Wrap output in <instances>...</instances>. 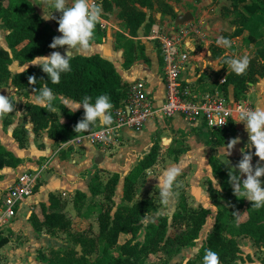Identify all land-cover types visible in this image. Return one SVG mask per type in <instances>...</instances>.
I'll return each instance as SVG.
<instances>
[{
    "label": "crops",
    "instance_id": "1",
    "mask_svg": "<svg viewBox=\"0 0 264 264\" xmlns=\"http://www.w3.org/2000/svg\"><path fill=\"white\" fill-rule=\"evenodd\" d=\"M34 7L42 17L37 8V2H35ZM168 17L172 16H167V20H169ZM100 20L107 23V28L102 30L100 21L98 22L97 30L102 33L98 41L93 40L91 46L83 51L82 54L72 56L99 55L103 59L108 60L114 65L128 88L137 81H144L149 96L155 103V107L160 108L165 99L166 88L164 84L165 63L159 50V43L150 40L148 35L142 33H137L135 36L128 33L122 28L123 20H121L118 14L101 15ZM45 22L59 33L52 19L50 22ZM173 28L174 25L170 26L166 24L163 31L172 32ZM117 35H123L128 41L133 43L134 52L129 63L126 62L127 57L124 44L122 45L123 48L115 45L117 43ZM188 48L189 42L185 46V49L188 50ZM5 50L9 51L8 45ZM57 51L62 52L64 48ZM206 54L210 56L205 58L203 57L204 52H202L199 56L191 59V62H189L182 74L183 84L190 87L197 94L204 95L217 90L225 97L234 100V86L232 84H225L233 72L230 69L227 70V66L222 65L223 63L220 58L223 55H220L218 52L210 54L209 51H206ZM256 78V82H248L249 88L245 97L248 98V102L253 108L257 106L264 108V79H261L258 75ZM10 85L12 84L10 83ZM60 98H63L68 104L72 105L71 111H75L74 101L65 97ZM64 106L66 107L65 104ZM77 111L84 110L81 107L75 112ZM60 121L61 123L67 122L64 117ZM238 121L239 119L231 121L227 129L215 131L213 134L204 125L193 124L181 116L164 118L159 115L149 120L141 132L125 131L122 135L123 145L110 152H105L99 147L88 144L75 148H61L63 142L51 139L48 129L35 134L31 118L32 127L31 129H27L29 132L28 141L22 147L14 137L18 124L14 126H2L0 123L1 146L5 151L11 153L19 160L16 166L0 168V208L5 193L14 185L21 174L27 171H35L42 165L46 166V170L42 174L34 195L22 202L17 209L15 219L7 227L0 229L3 236L9 239L8 244L0 250V263L39 264V250L66 249L68 241L63 232L49 234L45 228L39 232L35 224V219L38 224L44 223L45 214L50 211L51 207L50 196H58L65 206V211L72 216V232H86L93 228L94 223L90 224L92 223V217L97 222V214L91 213L90 208L85 211V206H83L85 202L87 203L93 199L91 194V181L93 178L98 176L100 179H103L104 175H118L119 182L116 187L114 201L119 206L123 200L125 179L154 146H157L159 149L158 158L160 156L165 158L164 165L166 167L174 165L181 169L179 176L188 173V170L191 171L194 167H208L207 171L209 173L205 177L204 175H197V173L200 175L198 168L192 175L193 178L196 175L195 182L198 184V188L194 189V191L197 194H192L191 192L185 195L190 208H203L209 211L206 223L200 232V234L204 231L207 232L205 239L207 241L215 226L218 213V206L211 196V189L218 194H223L221 183L225 180V177L216 166H213L212 160L214 162L215 160L218 161L217 163L227 170H235V165L242 159L241 149L248 143V134L245 131L244 124L243 122L238 123ZM102 126L108 125H104L98 121L97 127ZM237 137L240 138V142L229 152L228 142ZM252 151L254 153V149ZM158 158L146 173L152 168L160 166ZM258 159V157L253 155L252 164L254 167ZM179 176L177 177V181L180 179ZM147 179L149 178H146V182ZM213 179L216 183L218 182L217 187L214 186L215 181ZM261 180L264 181V177H261ZM201 184L207 186L204 187ZM154 185L156 186L151 188L158 190V182H155ZM181 186L179 185L178 188L173 186L172 190L176 193L174 197L175 202L169 201L171 205L169 203V209L165 210L171 216L177 212L182 194L184 191L187 192V188ZM188 195L192 196L191 200ZM81 196H84L85 200H79ZM137 198H140L139 195ZM229 199L231 198H222L220 202L222 205L228 206ZM250 202L246 199L245 207L238 212L237 225L245 223L248 220L247 205ZM76 221L80 222L84 227L82 230L75 229L74 222ZM87 224L88 227H86ZM95 227L96 229L94 228L93 231L97 234L95 230H98V223ZM122 236L130 235H121L120 239ZM237 240L241 252L239 256L244 261L248 260L250 264H255V262L262 264L264 245L258 247L253 240L247 237H239Z\"/></svg>",
    "mask_w": 264,
    "mask_h": 264
},
{
    "label": "trees",
    "instance_id": "2",
    "mask_svg": "<svg viewBox=\"0 0 264 264\" xmlns=\"http://www.w3.org/2000/svg\"><path fill=\"white\" fill-rule=\"evenodd\" d=\"M233 2L238 6L239 3H245L246 0H233ZM244 10L248 13L245 17L244 30L250 33L249 43H256L255 36L264 26V0H253L251 5H245ZM59 15L60 13H57L54 16L58 18ZM122 16L126 19L125 23L130 29V34L135 36L145 20V15L136 8L129 7L125 9ZM0 20L7 31L6 42L9 49V51L0 50V86L10 82L18 92L22 90L33 92V89L38 91L44 82L48 83L54 95L58 97L52 101V105L67 120V122L61 123L55 112L52 113L33 104L29 107L28 112L35 134L48 129L51 139L57 142H66L98 128L97 121L90 125L89 129L75 132V126L83 118L84 111H70L64 106L60 97L76 102L85 95L94 99L99 94H107L113 106H118L125 98L127 85L114 65L99 55L72 56L70 59L71 70L61 74L60 81L56 84L48 80L47 75L42 72L39 66H31L21 73L12 75L10 66L15 60L11 56V52L16 53L21 65L30 64L36 56H47L52 51L62 49L49 48L53 37L59 36L60 33H57L41 18L31 0H10L8 6L0 3ZM52 21L58 28L56 20L52 19ZM20 46L22 48L18 49ZM124 47L126 62L129 63L134 52L133 43L125 39ZM261 57L264 59V51H261ZM29 76L36 78L37 82L34 85H29ZM248 82H254V77H249L246 70L240 75L232 73L225 84L234 86V100L238 101L245 96L249 88ZM4 124L9 125L7 122ZM213 134L212 136H214ZM28 136L29 132L24 126L14 133L16 141L22 147L27 143ZM158 153V147L154 146L125 179L123 200L119 206L114 201L119 182L118 175L110 174V179L104 187L98 176L93 178L91 181L92 198L95 200L101 197L97 212L98 233L96 235L92 234V231L72 232V216L65 211L61 199L51 195V207L50 211L45 214L44 223L38 224L35 219V224L39 232L43 228L49 234L63 232L68 241V247L59 250L51 249L49 252L51 256L41 255L40 260L44 264H148V257L160 251L166 252L170 259L177 255L181 249L189 246L194 247L206 223L209 211L203 208H190L187 198L184 196L179 201L178 210L174 213L171 223L167 217L160 216L157 223L149 226L144 243L138 242L140 223L149 213L157 210L158 205L155 203L159 200H155L156 197L137 199L140 173L146 174V171L155 164ZM18 162L19 160L5 151L0 144V168L13 167ZM212 162L213 166H216L225 177L221 186L223 194L219 197L225 199L233 197V201L229 203V206L222 205L221 200L215 198L218 193L212 190L211 196L218 206V213L215 226L206 245L202 247L200 255L203 256L205 250L211 249L218 253L219 264H235L241 253L237 238L247 237L253 240L258 247L264 245V207L252 208V202H250L247 205L248 220L237 225V214L245 207L246 199H237L233 194L228 175L230 170L219 165L216 160L215 162L212 160ZM232 171L235 172V170ZM79 200L83 201L85 197L81 196ZM169 230L173 237L167 236ZM121 235H130L131 238L120 245ZM8 242V237H4L0 232V250ZM77 247H81V254L77 251ZM115 249H119L118 256L113 253ZM261 262L264 264V257Z\"/></svg>",
    "mask_w": 264,
    "mask_h": 264
},
{
    "label": "rangeland",
    "instance_id": "3",
    "mask_svg": "<svg viewBox=\"0 0 264 264\" xmlns=\"http://www.w3.org/2000/svg\"><path fill=\"white\" fill-rule=\"evenodd\" d=\"M95 2L94 6H99L101 9V15L108 16V15H114L118 14L123 20L122 28L126 30L128 33H130V29L126 26V19L123 18L122 13L125 11L126 8H136L138 11L142 12L145 15V20L136 32L142 33L144 35L151 36L152 35V28L154 26H158L160 30L164 29V26L167 25H174V18H176L179 14H185V13H192L194 16V21L197 26L203 30L204 34L203 37H196L192 36L188 42H189V53L190 56L196 57L199 56L200 53L204 52L203 57H209L210 55L206 54V51H209L210 54L214 52L220 53V55H224L226 52L229 55L233 56H241V55H247L249 57V65L247 67V71L249 73V77H254V82H256L257 78L256 76H260L261 79H264V59L261 57V51H264V26L260 31L257 32L256 37V43H249V37L250 33L245 28V17L248 15V13L244 10L245 5H251L253 0H246L245 3H239L238 6H236L233 2V0H108L107 2L104 0H92ZM10 0H0V3H2L4 6L9 5ZM33 4L35 5V2H37V8L39 10V13L43 15L44 8L46 5H43V0H32ZM53 10L52 9H46V12L51 14ZM59 12H54L53 15L57 14ZM167 16H172V21L167 20ZM125 19V20H124ZM48 22L51 21V19L47 20ZM125 21V22H124ZM242 31V32H241ZM6 35L7 31L4 29L3 25L0 22V50L6 49ZM102 33L101 31L98 32L97 25L94 29V38L93 40L98 41V39L101 37ZM219 36H223L228 38L231 41V46L229 48H223L222 46H218L216 44V39ZM117 43L115 45L122 47V45L125 43V37L123 35H117ZM115 40V39H114ZM127 42V41H126ZM22 46H20L18 49H21ZM123 48V47H122ZM160 50V46H159ZM65 51V49H64ZM64 51H59L61 54L64 53ZM81 51H74L72 55L82 54ZM11 56L14 58L15 62L10 67V71L12 75H15V73H20L25 71L31 66H35L30 64L21 65L19 59L16 56L15 52H11ZM204 58V59H205ZM211 58V57H210ZM206 60V59H205ZM191 62V61H190ZM223 63V62H222ZM222 65H225L224 63ZM226 66V65H225ZM7 89H10V93L7 91ZM209 92V93H213ZM0 94H3L5 96L10 94V98L14 102V109L12 113L0 115V123L2 126H6L4 122H7L9 125H16L18 124L17 129H20L21 127H25V124L27 122H30L29 118V112L28 109L31 105H33L34 100V93L30 90H22L18 92L14 89L12 85H10V82L5 83L0 86ZM54 99L58 98L54 95ZM238 101H248V98L245 96L242 97ZM35 105V104H34ZM16 112H20V116H16ZM53 113V112H52ZM55 114L60 119L63 118V114L60 111H55ZM53 116V115H52ZM52 121V120H51ZM7 125V126H9ZM16 129V130H17ZM158 158V157H157ZM159 162L160 166L156 168H152L148 173L141 174L139 178L138 188H137V197L139 195L140 198H137L139 200L147 199L150 197H156L155 200L157 202V210L152 211L149 213L140 223V232L138 235V242L144 243L146 234L148 233L149 226L153 223L158 222V218L160 216L167 217L170 221L173 216L168 214L169 212L165 211L168 210V205L170 202L174 203V198L170 200L167 204L163 203L161 199L159 198L158 192L155 187V182H158V178L156 176H159L162 171L167 168L165 164V158H162L160 156ZM198 167H194L193 170H188V173H184L183 175L179 176L178 183L179 185H182L183 187L187 188V192L184 191L182 194V197L187 195L186 193L194 194L196 193L194 189L198 188V184L196 181V175L193 178L194 172L197 170ZM208 167L202 166L198 168V171H200V175L197 173L198 176L207 175L209 173ZM190 171V172H189ZM145 176V177H144ZM146 178L147 182H146ZM151 178V180H150ZM110 179V175H104L103 179H101V183L104 185L107 184L108 180ZM153 182V184H152ZM147 183V184H145ZM223 183V182H222ZM221 183V184H222ZM218 182L214 186L217 187ZM203 185V184H201ZM175 186V185H174ZM181 186V187H182ZM206 187L207 185H203ZM178 188V187H177ZM213 190V189H211ZM210 190V191H211ZM197 194V193H196ZM191 195V194H190ZM221 193L217 194L215 198L217 200H221L222 197ZM235 195V194H234ZM189 196V195H188ZM181 197V198H182ZM237 199H240L242 197L236 196ZM192 196H189V199L191 200ZM227 203L229 206V203L233 201V198L228 200ZM235 201V200H234ZM101 203V197H98L95 200H89V202H85L83 206H85V211L87 209H91V213L97 214L99 207ZM171 205V203H170ZM217 205V204H216ZM92 223H94L93 228L89 229L88 231H92V234L96 235L93 231V229H96V219L92 217ZM171 223V221H170ZM75 229L76 230H82L84 227L81 225L80 222L76 221L74 222ZM88 227V224L87 226ZM87 229V228H85ZM75 230V231H76ZM96 233H98V230H95ZM206 234L207 232H202L199 236V239L197 240L194 247H186L179 251L177 255H174L169 259L168 254L164 251H160L156 254H152L148 257V264H202V257L200 255L202 247L206 245ZM167 236L173 237V234L169 230L167 233ZM131 238V236H122L119 240V244L123 245L127 240ZM50 250L44 249L39 250L38 252V263L44 264L40 260V256L44 255L46 257H50ZM115 256L119 255V249H115L114 252ZM235 264H250L247 261H244L243 258L239 257L238 261ZM255 264H259L255 262Z\"/></svg>",
    "mask_w": 264,
    "mask_h": 264
},
{
    "label": "clouds",
    "instance_id": "4",
    "mask_svg": "<svg viewBox=\"0 0 264 264\" xmlns=\"http://www.w3.org/2000/svg\"><path fill=\"white\" fill-rule=\"evenodd\" d=\"M46 5L42 15V19L47 21L55 19L58 24L57 31L61 34L53 37L49 48H64L63 54L59 51H52L47 56H36L31 61L32 65L39 66L48 80L53 83H59L61 74L71 70L70 59L74 51L87 50L94 38V29L101 19V9L99 6H93L90 0H43ZM46 9H52L51 14ZM59 12V17L53 15ZM216 44L223 48H229L231 41L223 36L216 39ZM233 73L240 75L244 73L249 65V57L241 55L239 57L229 55L227 52L220 58ZM34 76L28 77L29 85L36 83ZM10 93V89H7ZM33 103L43 109L55 112L56 109L52 105L55 98L52 89L48 83H43L39 90L33 89ZM62 102L71 111L72 105L61 98ZM83 108V118L77 122L74 131L80 132L89 129L90 125L99 121L104 125L112 122L111 109L113 104L107 94H99L94 99L85 95L79 101L75 102V111ZM14 102L10 98V94L5 96L0 94V115L12 113ZM74 111V112H75ZM16 116H20V112H16ZM243 122L245 131L248 134V143L241 149L242 159L235 165V172L229 171V183L231 184L234 194L243 199L252 202V208L259 209L264 207V108L257 106L254 109H241L239 112L238 123ZM31 122L25 124L26 129H31ZM240 142V138L231 139L227 146L230 150ZM254 149V153L253 150ZM253 155L258 157V162L254 167L252 164ZM181 169L177 166H169L165 168L158 178L159 198L167 204L176 193L172 190L173 186L179 187L177 177L180 175ZM214 180V179H213ZM215 181V180H214ZM216 184V181H215ZM202 264H219L218 253L207 249L202 257Z\"/></svg>",
    "mask_w": 264,
    "mask_h": 264
},
{
    "label": "built area",
    "instance_id": "5",
    "mask_svg": "<svg viewBox=\"0 0 264 264\" xmlns=\"http://www.w3.org/2000/svg\"><path fill=\"white\" fill-rule=\"evenodd\" d=\"M90 3L95 5L93 1ZM100 27L105 30L107 23L100 20ZM203 34L195 22L174 26L172 32L154 26L149 39L159 43L165 63L166 95L162 106L156 108L146 83L137 81L130 85L119 105L111 109L112 122L108 126L98 127L63 142L61 148L88 144L105 152L113 151L123 145L122 135L125 131L141 132L149 120L159 115L164 118L181 116L193 124L204 125L210 131L221 130L228 127L231 121L239 119L241 109H254L248 101L229 99L220 91L201 95L183 84L182 74L192 59L185 46L192 36L203 37ZM45 170L46 166L42 165L35 171L24 172L8 189L0 208V229L7 227L15 219L21 203L34 195Z\"/></svg>",
    "mask_w": 264,
    "mask_h": 264
},
{
    "label": "water",
    "instance_id": "6",
    "mask_svg": "<svg viewBox=\"0 0 264 264\" xmlns=\"http://www.w3.org/2000/svg\"><path fill=\"white\" fill-rule=\"evenodd\" d=\"M170 21H172V17H168ZM194 16L192 13H185V14H179L176 18H174V26H181L185 25L187 23L193 22ZM77 251L79 254H81V247H77Z\"/></svg>",
    "mask_w": 264,
    "mask_h": 264
}]
</instances>
